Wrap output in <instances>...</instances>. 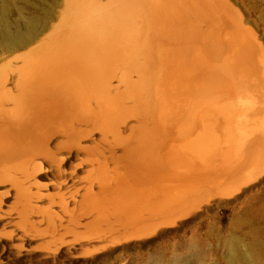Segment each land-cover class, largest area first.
<instances>
[{
  "label": "bare ground",
  "instance_id": "6f19581e",
  "mask_svg": "<svg viewBox=\"0 0 264 264\" xmlns=\"http://www.w3.org/2000/svg\"><path fill=\"white\" fill-rule=\"evenodd\" d=\"M250 34L232 0H0V264L56 260L43 219L56 234L93 218L99 241L117 213L108 226L136 236L263 173ZM260 251L235 236L225 261Z\"/></svg>",
  "mask_w": 264,
  "mask_h": 264
},
{
  "label": "rangeland",
  "instance_id": "374dc122",
  "mask_svg": "<svg viewBox=\"0 0 264 264\" xmlns=\"http://www.w3.org/2000/svg\"><path fill=\"white\" fill-rule=\"evenodd\" d=\"M232 3L235 8L242 13L245 29L249 32V34L251 32L254 36H250L249 38L246 37L245 41L247 43L251 42L252 46H249L247 44V48L251 50L252 47L253 51L256 52L255 59L257 61V66L259 67L260 72H262V69L260 68L261 61L258 59V55L259 53L261 54V52H264V0H232ZM262 127L264 130V109ZM46 173L47 172L40 173L38 176L43 184L48 185L50 183H48V178H51V176L49 173H47L49 175L46 176ZM46 181L47 183H45ZM49 187L51 186L48 185V188ZM232 194L233 195H229L230 198L227 196L224 197V199L221 198V200H219L218 198L214 199L213 201H211L212 204L203 203L202 205V203H199L200 206L199 208L197 207V210L192 209L193 211H189H192L191 213L187 212L185 215H182V217L180 215L181 218L178 216L179 218L177 217L175 218V220L172 219L169 220V222H161L159 226H156L155 229H151L152 231L148 230L149 232L151 231V233H149L147 229L143 227V233L140 232L139 234L138 232L139 235L136 236L134 235L137 234V232H133L134 234L130 233L133 235L132 237L129 236L130 234H128V232H130L133 227L132 224H128L130 220H127V223L119 227L123 230V227L125 228L126 224L131 225L129 226L130 228L127 229L128 232H126L125 229V234L124 230L123 232L121 231L123 235L117 233V228H111V226L116 227L118 224L117 220L115 221V223H113V221L115 220L114 218L117 216V213H112V210H107L108 212L106 211L105 215L108 213L107 216H110L111 218V213L113 215L115 214V217L112 218L113 220H110L106 217L107 220H105V218L103 220L105 222H109L104 224L105 222L102 221L101 223L103 224V226L101 225L103 228L105 225L104 229L108 228L111 231L107 229L106 233L102 228L103 231L101 232L103 233V238L100 239V234L102 233H98V235L100 236L99 241L98 239L96 240V238H98L96 233L98 229H96V227L94 226V220H91L93 218H88L89 216L85 217L84 221L85 219L87 220V218L90 219L89 221L93 223L92 225L94 227H91V223L87 220L88 224L90 223V226H88V224L85 222L87 224V226L85 225L86 228L85 226H83V229V227L81 226L82 229L79 228V230L77 229L76 231H72L71 225L68 224L70 222L67 223L66 214H63V218L60 215L61 219H64L66 216V220L64 219L63 223L66 222L67 225H64L60 222L63 221L60 220V217L57 218L58 220H60L57 221V224H60L61 228L63 227V229H66L67 227V229L60 232L61 228L59 227V229L56 230V234L55 231L52 232L51 230L46 229V224L43 223L47 222L45 221L46 219H43L41 221L42 225L40 224L42 226H40L42 234L39 236L41 238L43 237V239H48L49 237L54 238H49V240L46 239L48 243H45L41 246L42 250H45L46 248L51 246L55 247V245H59L57 247L61 248L60 250L58 249L59 251H57L59 253L56 260H54L55 262L50 258H47V260L45 259L46 257H42V263L37 262V264H62V262L63 264H226L225 255L229 247L232 246V240L235 236H240L244 239L256 243L261 251L258 255L255 256V262L257 264H264V172L258 175L255 179L248 180V182H246L245 185L242 186V190H236ZM5 199L6 203H10L13 200V198L11 197H6ZM146 215L144 216L146 217ZM149 216H152V214ZM159 220H157V222ZM139 222L140 221H138L137 223ZM108 223L111 224V226L109 224L110 227L108 226ZM84 233L87 235H85ZM144 233H146V235ZM43 234H46L47 237ZM92 234L96 235L93 236ZM78 235L81 238L85 237V240L81 239ZM82 235L84 236L82 237ZM39 236L37 238H40ZM76 236L79 237L78 240H76L78 238ZM109 236L110 239L108 238ZM67 237L68 239L66 240ZM115 237L117 239H114ZM122 237L128 238L122 240ZM74 238L77 241V244L75 243L76 241L74 240ZM57 239H60L62 241L60 242V240ZM107 239H109V241ZM104 241H106L107 244L110 243V241L111 243H113L107 245ZM5 242L6 241L4 239L2 243ZM62 242L63 245H61ZM64 242H70V244H65ZM92 242L95 244H93ZM78 243L82 245V247L78 245ZM50 244H53L54 246ZM88 245H91V247L93 245L92 250L94 251H92L91 247ZM44 246L46 247L45 249ZM240 249L243 252L244 259L248 258L249 252L246 251V248L243 245H240ZM37 250V256L41 258L40 252L42 253V251L39 247H37ZM82 251L85 252L86 255L82 254ZM70 252L73 254H70ZM86 252H88L89 255ZM7 255L8 253L1 254V260H3V262L8 260ZM183 261L184 263H182ZM16 263L29 264L26 261V256L20 258L19 260H16Z\"/></svg>",
  "mask_w": 264,
  "mask_h": 264
}]
</instances>
